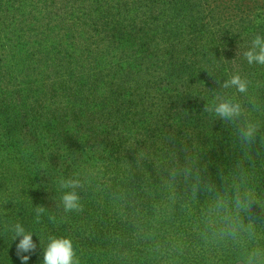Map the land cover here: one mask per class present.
Returning <instances> with one entry per match:
<instances>
[{
  "label": "trees",
  "instance_id": "16d2710c",
  "mask_svg": "<svg viewBox=\"0 0 264 264\" xmlns=\"http://www.w3.org/2000/svg\"><path fill=\"white\" fill-rule=\"evenodd\" d=\"M257 35L264 0H0V264L16 225L27 264L51 238L80 264H264Z\"/></svg>",
  "mask_w": 264,
  "mask_h": 264
},
{
  "label": "clouds",
  "instance_id": "9594fccd",
  "mask_svg": "<svg viewBox=\"0 0 264 264\" xmlns=\"http://www.w3.org/2000/svg\"><path fill=\"white\" fill-rule=\"evenodd\" d=\"M258 49V51H257ZM245 58L249 64L256 62L264 65V38L257 35L252 41V48L244 53ZM235 86L239 92L247 91V82L239 75H234L230 81L226 82L224 87ZM216 113L221 118H232L240 115L241 108L239 104H231L224 102L219 104L215 109ZM256 132L254 125H248L243 130L242 136L245 140L250 141ZM78 180H66L61 183L62 188L73 189V191L66 192L62 196V204L66 213L82 212L83 205L80 203L78 194L74 191L75 188L80 187ZM37 213L43 212V208H37ZM16 236L20 237L19 243L16 245V254L19 257L21 264H27L30 257L23 256L21 253L35 251L36 245L33 242L31 233H27L20 225H16ZM43 264H80L76 257L73 244L70 238H51L43 255Z\"/></svg>",
  "mask_w": 264,
  "mask_h": 264
}]
</instances>
